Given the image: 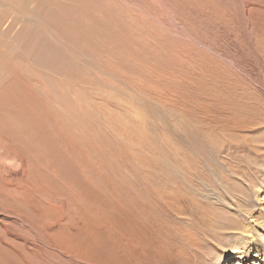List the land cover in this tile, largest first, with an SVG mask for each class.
I'll return each instance as SVG.
<instances>
[{
    "label": "rangeland",
    "instance_id": "1",
    "mask_svg": "<svg viewBox=\"0 0 264 264\" xmlns=\"http://www.w3.org/2000/svg\"><path fill=\"white\" fill-rule=\"evenodd\" d=\"M262 181L264 0H0V264L220 263Z\"/></svg>",
    "mask_w": 264,
    "mask_h": 264
},
{
    "label": "bare ground",
    "instance_id": "2",
    "mask_svg": "<svg viewBox=\"0 0 264 264\" xmlns=\"http://www.w3.org/2000/svg\"><path fill=\"white\" fill-rule=\"evenodd\" d=\"M41 53L40 56L42 55ZM260 186V193H258L256 198L258 205L251 206L252 212L248 218L250 219L249 224L244 223L243 226L237 223L233 224L234 228L241 229L245 233H235L232 231L234 240L227 247L223 248L222 253H219L225 254L227 256L226 260L213 264H228L229 258L239 259L240 264H243L244 261V264L247 262L250 264H264V260L262 263L253 262L254 259L264 257V181L260 183Z\"/></svg>",
    "mask_w": 264,
    "mask_h": 264
}]
</instances>
